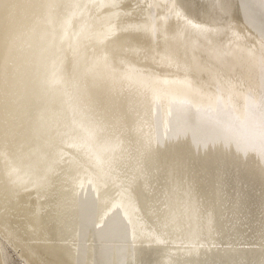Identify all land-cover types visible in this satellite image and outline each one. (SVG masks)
<instances>
[{
	"label": "bare ground",
	"instance_id": "6f19581e",
	"mask_svg": "<svg viewBox=\"0 0 264 264\" xmlns=\"http://www.w3.org/2000/svg\"><path fill=\"white\" fill-rule=\"evenodd\" d=\"M233 89L264 0H0V264H264V158L186 105Z\"/></svg>",
	"mask_w": 264,
	"mask_h": 264
},
{
	"label": "clouds",
	"instance_id": "9594fccd",
	"mask_svg": "<svg viewBox=\"0 0 264 264\" xmlns=\"http://www.w3.org/2000/svg\"><path fill=\"white\" fill-rule=\"evenodd\" d=\"M194 113L193 120L209 130L204 146L212 144L236 152L264 158V96L250 90H229L216 94L208 104L186 103ZM185 128L187 113H182Z\"/></svg>",
	"mask_w": 264,
	"mask_h": 264
}]
</instances>
